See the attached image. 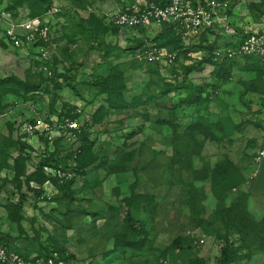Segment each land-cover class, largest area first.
<instances>
[{
  "label": "rangeland",
  "instance_id": "374dc122",
  "mask_svg": "<svg viewBox=\"0 0 264 264\" xmlns=\"http://www.w3.org/2000/svg\"><path fill=\"white\" fill-rule=\"evenodd\" d=\"M128 1L0 0V42L8 45L0 79L39 86L28 96L13 80L0 87V238L32 257L57 251L68 264H219L229 241L239 249L231 264H264V171L253 166L264 138V64L220 65L204 62L202 51H172L177 67H147L131 43L149 37L145 45H159L151 40L162 30H115L109 19ZM225 1L239 32L264 30V0ZM33 14L54 41L14 47L5 26ZM107 80L122 89L115 107L94 86ZM203 88L207 99L182 104ZM50 114H77L81 128L88 122L97 162L40 206L35 191L20 192L13 181L21 159L24 181L40 170V155L26 151L18 129ZM53 136L63 156L80 147L78 136ZM177 238L188 248H174Z\"/></svg>",
  "mask_w": 264,
  "mask_h": 264
},
{
  "label": "built area",
  "instance_id": "2783aa9c",
  "mask_svg": "<svg viewBox=\"0 0 264 264\" xmlns=\"http://www.w3.org/2000/svg\"><path fill=\"white\" fill-rule=\"evenodd\" d=\"M229 2L225 0H133L116 14L110 17L111 22L120 31L145 28L148 31L163 25H173L175 30L183 37L186 47L199 45L201 37L207 35L209 43L217 41L218 48L213 53V60L217 63L235 61L246 57H256L264 63V30L254 32L252 30H237L239 24L232 23L227 18L226 10ZM6 40L16 48H24L36 45L39 41L48 42L51 30L41 18L32 19L26 23L12 22L5 26ZM244 32V33H243ZM218 34V35H217ZM218 37H221L219 40ZM229 40V41H228ZM153 41V40H151ZM231 41V43H230ZM44 50L42 49V52ZM134 55L137 62L146 65L158 64L160 66H177V54L170 52L165 47H158L155 43H147L143 48L137 49ZM204 55V53H203ZM205 56V55H204ZM44 58H47L44 55ZM264 115V104L261 107ZM43 117L36 116L32 122L26 123L18 129L20 137L30 144L40 158L47 153L55 151L54 133H66L68 137H76L81 131V126L76 120L61 118L55 114ZM76 132V133H75ZM46 142V144H45ZM253 166L259 172L264 169V138L262 139L257 155L253 160ZM261 169V170H260ZM52 178L59 179L60 183L70 181L78 177L76 170L47 168ZM43 195L38 199L40 206L52 201L58 194L56 186L51 180H47L42 187ZM200 243H204L202 238ZM0 264H67L54 257H30L25 258L16 250L0 244Z\"/></svg>",
  "mask_w": 264,
  "mask_h": 264
},
{
  "label": "trees",
  "instance_id": "16d2710c",
  "mask_svg": "<svg viewBox=\"0 0 264 264\" xmlns=\"http://www.w3.org/2000/svg\"><path fill=\"white\" fill-rule=\"evenodd\" d=\"M29 1H31V0H20V3L29 2ZM166 1L168 2L169 0H166ZM13 16L18 17V14H15ZM30 18L31 19L41 18V16L33 14L32 16H30ZM109 24L112 27H114V29L117 30L118 32L120 31L117 27H115L113 25V23L111 22L110 19H109ZM162 31H161V34L157 35L156 38L153 39V41H156L157 43H159V45L157 44L158 47H165L170 52H172V51L181 52V55L185 56V58H187L188 53H190L192 51H202V53H204V55H205L204 62L213 63V61H214L213 60V53L218 48V44H216L217 41L214 43H209L207 35H203L201 37L199 45H193L192 47L188 46L189 47L188 48L184 44L183 37L181 36V34L178 33L177 30H175V26L163 25ZM138 38L135 37V39H134L135 41L131 43V45L133 46L131 48L132 53L136 52L137 49L144 47L147 39L150 40L149 37H147L145 40H141ZM50 41L53 42L54 40H50ZM50 41L40 42V45H48V43H50ZM0 46L3 49H5V48H7L8 45L3 43V42L2 43L0 42ZM246 59L252 60V59H259V58L246 57ZM259 61H261L263 63V61L261 59H259ZM226 62L227 61H225V63ZM199 63H202V62H199ZM225 63L223 62L220 65H224ZM187 69H188V71H191V67L187 68ZM222 69H223V67L220 68L221 72H222ZM218 76L220 79H224L225 77H227L229 75H228V73H226V76L223 75V73L222 74L219 73ZM12 80L15 82V84L22 86V88L25 90L24 94L27 96L30 94H33L35 91H38V89H39L38 85L25 84V83H22L21 81L17 80L14 77H11V76L6 77V78H1L0 79V87L7 85ZM94 86L98 87L101 90V93L107 94V96H108L107 103L111 107H115V102L117 100L123 98V96L121 94V92H122L121 87L120 86L116 87L111 80L96 81L94 83ZM122 88H123V86H122ZM204 91L205 90L203 88L202 90H200V92L197 94V96H192L193 98H188V99L183 100L182 104L192 105L195 103H199L200 101H202V99H207V98H203V92ZM174 108H177V106H174ZM100 109L102 110L103 107H101ZM95 116H96V114H95ZM78 117H79V115L73 114L71 119H77ZM89 126L90 125L87 122L85 124L84 128H81V131L79 133L77 132V136H78V139L80 141V147L77 148L76 150L70 151V153L67 156L61 155L60 151H62V148L60 146H58L59 148H57V146H55V151L53 153H47L44 157L40 158V161L38 163L40 170H39V173L37 175V179H34V180L30 179L29 180V178H28L27 181L23 180L24 179L23 178V176H24V169H23L24 163H23V159H21L20 163L15 167L14 178H13V181L16 184L17 190L21 192L23 190V187L27 186V190H29L31 192L35 191L37 197L39 198L40 196L43 195V190L41 188L38 190L31 188V183H33V182L39 183L40 187H42L47 180H51L54 183V185L56 186V188H58L60 191L64 192V190H68V188L76 180H78L81 175L84 176L86 169H88L95 162H97V157L95 155H93V148H94L96 142L91 139V133L88 131V129L90 128ZM202 127H203V124H199L195 127V129H193V131L199 133L202 131V129H201ZM203 129H204V133L206 135H209V133H210L209 130L206 129L205 127ZM21 140L22 141H19V142L27 149L26 151H28V152H30V150L32 151V149H33L32 146L30 144L26 143L24 138L21 137ZM0 167H1V165H0ZM47 168H56V169L62 168L65 170L74 168V170H76V175L78 177H76L75 179H72L70 181L66 180L63 183H60L59 179L52 178V176L47 172V170H46ZM220 169L222 170L223 167H221ZM217 171H219V170H217ZM263 171H264V169H262L261 172H263ZM212 172H214V170ZM129 223L131 226L133 225L132 220H130V219H129ZM230 225L234 229H237V227L234 226L232 223H230ZM198 240L200 241V236H199V239L197 238V242H198ZM0 244H3L10 249L16 250L18 253L22 254L27 259L32 257V256H30L29 253H27L26 251L21 249L19 246H16L13 242H10L8 239L0 238ZM233 244H234L233 242L230 243L229 241H227V245L222 249L221 258L219 259V264H231L232 260L237 257L239 249L234 248ZM173 245H174V248H177V249L180 248V249L184 250V249L188 248L187 242L183 238H177L173 242ZM55 254L58 256L59 259L64 260L68 264L69 257L67 255L59 254L57 251L50 252L49 254L43 255V256L37 255L36 257H42V258L47 259L50 257H54ZM238 258L241 259V257H238ZM193 264H202V262L200 260H195L193 262Z\"/></svg>",
  "mask_w": 264,
  "mask_h": 264
},
{
  "label": "crops",
  "instance_id": "0c3cea01",
  "mask_svg": "<svg viewBox=\"0 0 264 264\" xmlns=\"http://www.w3.org/2000/svg\"><path fill=\"white\" fill-rule=\"evenodd\" d=\"M229 41V40H228ZM230 43H231V41H230ZM3 50V51H2ZM4 50L5 49H3L1 46H0V72H1V70H3L4 68V66H5V63L3 62V58H4ZM7 65V64H6ZM4 72V71H3Z\"/></svg>",
  "mask_w": 264,
  "mask_h": 264
}]
</instances>
